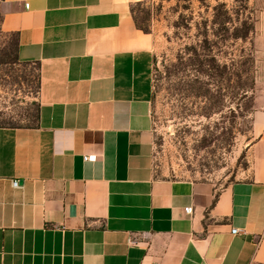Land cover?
I'll return each instance as SVG.
<instances>
[{
	"label": "crops",
	"instance_id": "1",
	"mask_svg": "<svg viewBox=\"0 0 264 264\" xmlns=\"http://www.w3.org/2000/svg\"><path fill=\"white\" fill-rule=\"evenodd\" d=\"M145 1L0 0V35L38 72L36 125L0 127V264L264 262V84L247 179L157 177ZM248 3L264 55V0Z\"/></svg>",
	"mask_w": 264,
	"mask_h": 264
},
{
	"label": "rangeland",
	"instance_id": "2",
	"mask_svg": "<svg viewBox=\"0 0 264 264\" xmlns=\"http://www.w3.org/2000/svg\"><path fill=\"white\" fill-rule=\"evenodd\" d=\"M249 0H146L132 8L151 38L153 168L157 177L223 187L247 179L253 98L264 84ZM0 35V127L33 125L38 72ZM264 264V262L257 263Z\"/></svg>",
	"mask_w": 264,
	"mask_h": 264
},
{
	"label": "trees",
	"instance_id": "3",
	"mask_svg": "<svg viewBox=\"0 0 264 264\" xmlns=\"http://www.w3.org/2000/svg\"><path fill=\"white\" fill-rule=\"evenodd\" d=\"M253 31V25L250 24L246 27L245 31H244V35L243 36H239L238 38H241V39H245L250 33H252ZM13 42V41H12ZM13 58H14V63H17V64H21V63H18L15 59V56H14V43H13ZM37 123V116H36V119H35V122L33 125H29V126H23V127H34Z\"/></svg>",
	"mask_w": 264,
	"mask_h": 264
},
{
	"label": "built area",
	"instance_id": "4",
	"mask_svg": "<svg viewBox=\"0 0 264 264\" xmlns=\"http://www.w3.org/2000/svg\"><path fill=\"white\" fill-rule=\"evenodd\" d=\"M84 160H86V161H88V162H93V161H95V157H94V156H88V157L86 156V157H84ZM13 186H14V187H17V186H18L17 182H14V183H13ZM184 211H185L186 214H189V213H191V208H187V209H185ZM232 232H233L232 234L237 233L235 230H233ZM129 244H130V245H133L134 242H131V241H130Z\"/></svg>",
	"mask_w": 264,
	"mask_h": 264
},
{
	"label": "water",
	"instance_id": "5",
	"mask_svg": "<svg viewBox=\"0 0 264 264\" xmlns=\"http://www.w3.org/2000/svg\"><path fill=\"white\" fill-rule=\"evenodd\" d=\"M20 183H21V182H18L17 184H19V185H20Z\"/></svg>",
	"mask_w": 264,
	"mask_h": 264
}]
</instances>
